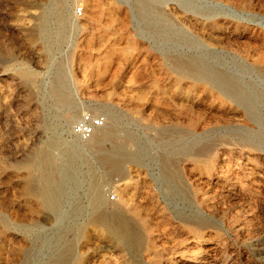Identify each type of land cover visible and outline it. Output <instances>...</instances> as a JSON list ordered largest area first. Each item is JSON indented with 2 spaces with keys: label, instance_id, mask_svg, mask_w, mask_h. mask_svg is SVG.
<instances>
[{
  "label": "rangeland",
  "instance_id": "374dc122",
  "mask_svg": "<svg viewBox=\"0 0 264 264\" xmlns=\"http://www.w3.org/2000/svg\"><path fill=\"white\" fill-rule=\"evenodd\" d=\"M156 2L0 0V264H264V83L241 87L249 106L180 65L264 80V0ZM107 108L116 135L104 148L137 156L123 162V178L71 131L85 113L106 121ZM50 139L61 167L65 151L77 153L57 215L35 196L27 163ZM95 184L124 242L91 221ZM132 232L143 238L137 251Z\"/></svg>",
  "mask_w": 264,
  "mask_h": 264
},
{
  "label": "bare ground",
  "instance_id": "6f19581e",
  "mask_svg": "<svg viewBox=\"0 0 264 264\" xmlns=\"http://www.w3.org/2000/svg\"><path fill=\"white\" fill-rule=\"evenodd\" d=\"M56 1V0H54ZM153 2L157 3L156 0H152ZM138 2V1H137ZM55 3V2H54ZM144 3V2H143ZM148 3V1H147ZM57 5V4H56ZM63 5V4H62ZM140 5V4H139ZM60 6V5H59ZM228 6V5H227ZM57 7V6H56ZM64 7V6H63ZM59 8V7H58ZM56 9V8H55ZM60 9V8H59ZM230 9V8H229ZM54 11V10H53ZM156 11V10H155ZM234 11V10H233ZM264 11V10H263ZM56 12V10H55ZM54 14V13H53ZM52 14V15H53ZM65 14H66V10L61 9L59 11H57L56 13V18L58 23L63 26L65 23ZM156 14V13H155ZM154 14V15H155ZM69 15V14H68ZM76 15V14H74ZM153 15V14H152ZM159 15V14H158ZM42 16V15H41ZM40 16V17H41ZM53 17V16H52ZM264 17V16H263ZM154 18V17H153ZM152 18V19H153ZM163 19V18H162ZM42 20V19H41ZM159 21V20H158ZM163 21V20H162ZM202 23V22H201ZM44 24V23H43ZM217 24V23H216ZM236 24V23H235ZM58 25V24H57ZM205 25V24H204ZM243 26V25H242ZM227 28V27H226ZM60 32V30H59ZM224 33V32H223ZM172 34V33H171ZM209 36V35H207ZM211 36V35H210ZM217 36V35H216ZM89 41V39H88ZM169 41V40H168ZM205 45V44H204ZM208 48V47H207ZM213 49V48H211ZM210 50V49H209ZM186 59V58H185ZM203 60V59H201ZM204 61V60H203ZM199 63V62H198ZM196 62H192L191 64H185L183 62H180V65L182 67L183 70V74L185 75H191L193 77V79L196 81H201V82H206L209 83L211 85H213L214 87L223 90V92L225 91V93H227L230 97H235L237 100H239L240 102L249 105L250 102L248 100V98L245 96V94L242 93V86H247L248 84H253L254 86L264 83V80L260 81L258 80V82L255 79H251L250 81H244L243 83H240L239 80H236L226 76H223L221 74H219L218 72H215L214 70H207L205 69L206 67H203L202 65L198 64ZM208 63V62H207ZM260 63V62H259ZM207 66V65H206ZM172 68V67H170ZM209 68V67H208ZM256 74L257 79L259 77V75H264V70L262 69H258ZM232 74V73H231ZM169 77V76H167ZM235 77V76H234ZM161 78V77H160ZM188 78V76H187ZM262 78V76H261ZM190 79V77H189ZM239 79V78H238ZM260 79V78H259ZM193 80V81H194ZM194 81V82H195ZM173 82V81H172ZM185 83V82H184ZM183 83V84H184ZM174 84V83H173ZM182 84V83H181ZM192 84V83H191ZM195 84V83H194ZM171 85V83H170ZM189 85V84H187ZM200 85V84H199ZM252 85V86H253ZM260 85V86H261ZM264 85V84H263ZM160 86V85H159ZM164 86V85H163ZM169 86V84H168ZM178 86V85H177ZM196 86V85H195ZM251 86V85H250ZM255 86V88H256ZM259 86V85H258ZM162 87V85H161ZM176 87V86H174ZM173 87V88H174ZM198 87V86H197ZM242 87V88H241ZM165 88V87H164ZM181 88V87H180ZM253 88V87H252ZM183 89V88H182ZM187 89V88H186ZM200 89V88H199ZM209 89V88H208ZM213 89V88H212ZM245 89V88H244ZM247 89V88H246ZM257 89V88H256ZM165 90V89H164ZM170 90V89H168ZM189 90V89H188ZM211 90V89H210ZM166 91V90H165ZM212 91V90H211ZM159 92V90H158ZM164 92V91H163ZM190 92V91H188ZM187 92V93H188ZM215 92V91H214ZM160 93V92H159ZM168 93V92H167ZM166 93V94H167ZM182 93V92H181ZM199 93V92H196ZM125 94V93H124ZM172 94V93H170ZM194 94V93H193ZM209 94V93H208ZM212 94V93H211ZM214 94V93H213ZM216 94V93H215ZM222 94V93H221ZM224 94V93H223ZM142 95V94H141ZM187 95V94H186ZM196 95V94H195ZM54 96L55 98H57L58 102L60 104H62L64 107H71L72 104L65 92V90L62 87H57L56 89H54ZM182 96V95H181ZM211 96V95H210ZM125 97V95H124ZM129 97V96H128ZM134 97V96H133ZM136 97V96H135ZM140 97V96H139ZM142 97V96H141ZM216 97V96H215ZM219 97V95H218ZM179 98V97H177ZM210 98V97H209ZM212 98V97H211ZM229 98V97H228ZM250 98V97H249ZM122 99V98H121ZM127 99V98H126ZM130 99V98H128ZM140 99V98H139ZM158 99V98H157ZM162 99V98H161ZM166 99V98H165ZM173 99V98H171ZM176 99V98H175ZM195 99V97H194ZM224 99V98H223ZM234 99V98H233ZM251 99V98H250ZM114 100V99H113ZM131 100V99H130ZM142 100V99H141ZM164 100V99H162ZM168 100V99H167ZM180 100V99H179ZM215 100V99H214ZM218 100V99H216ZM227 100V99H226ZM118 101V100H117ZM116 101V102H117ZM119 101H121L119 99ZM123 101V100H122ZM133 101V100H132ZM172 101V100H171ZM176 101V100H175ZM191 101V100H190ZM231 102V100H229ZM228 101V102H229ZM135 102V101H134ZM133 102V103H134ZM162 102V101H161ZM160 102V104H162ZM219 102V100H218ZM223 102V100H222ZM130 103V102H129ZM165 103V102H164ZM232 103V102H231ZM237 103V102H236ZM118 104V103H116ZM136 103H134L133 105H135ZM155 104V102H154ZM166 104V103H165ZM174 104V103H173ZM184 104V103H182ZM226 104V103H225ZM235 104V103H234ZM119 105V104H118ZM130 106V104H128ZM139 105H142L141 103H139ZM170 104H168L167 106H169ZM176 105V104H175ZM188 105V104H187ZM236 105V104H235ZM241 105V104H240ZM117 106V105H115ZM165 106V105H164ZM237 106V105H236ZM250 106V105H249ZM125 107V106H124ZM139 107V106H138ZM141 107V106H140ZM166 107V106H165ZM171 106H169L168 108H170ZM187 107V106H186ZM113 108V107H112ZM117 108V107H116ZM126 108V107H125ZM135 108H137V106H135ZM172 108V107H171ZM178 108V107H177ZM181 108V107H180ZM240 108V107H239ZM256 108V107H255ZM106 109V108H105ZM133 109V108H131ZM130 109V110H131ZM165 109V108H164ZM179 109V108H178ZM190 109V108H189ZM245 109V106H244ZM252 109V108H251ZM169 110V109H168ZM249 110V109H248ZM255 109L253 108L254 111ZM115 111V110H114ZM137 111V110H135ZM141 111V110H140ZM185 111V110H184ZM183 111V112H184ZM191 111V110H190ZM244 111V110H243ZM246 111V110H245ZM257 111V110H256ZM259 111V110H258ZM73 115H75L76 110L73 108ZM165 112V111H164ZM170 112V111H169ZM179 111L177 110V113ZM182 112V110H181ZM180 112V113H181ZM250 112V111H249ZM248 112V113H249ZM113 113V112H112ZM141 113V112H140ZM258 113V112H257ZM170 114V113H169ZM106 117V121L105 124L102 125L101 127L95 129V131L92 133V135L87 138V144H89L90 146H93L96 151L99 154H102V161L103 163L106 165V171L107 173H113L116 174L118 177L123 178L125 175H123L122 172V164L124 161L127 160H134L135 158H137V156H133L130 154H127L121 145H119L118 143H114L111 144L110 149H105L104 145L106 140H111L114 139L115 137V130H114V124H113V116L111 115V111L109 108H107V113L104 114ZM115 115V114H114ZM117 115V114H116ZM162 114H160L161 117ZM164 115V114H163ZM249 115V114H248ZM257 115V114H256ZM73 117V116H72ZM158 117V115L156 116ZM168 117V116H167ZM252 116H250L251 118ZM256 117V116H255ZM178 118V117H177ZM248 118V117H247ZM155 119V118H154ZM168 119V118H167ZM184 119V118H183ZM196 119V118H195ZM249 119V118H248ZM257 119V118H256ZM161 120V119H160ZM251 121V120H250ZM260 121V120H259ZM158 122V121H157ZM194 122V121H193ZM191 122V123H193ZM122 126V125H121ZM120 126V127H121ZM127 126V125H125ZM119 134V133H118ZM248 134V133H247ZM76 136V135H75ZM126 137H129L128 135ZM180 138V137H179ZM179 140V139H178ZM177 140V141H178ZM180 141V140H179ZM187 142V140H185ZM168 142V141H167ZM185 142V143H186ZM177 143V142H176ZM175 143V144H176ZM165 144V143H164ZM179 144V142H178ZM253 144V143H252ZM58 145V141L54 140V139H50L48 142H46V149L44 151H38L33 158L29 159L27 163H29V166H34L35 167V171L30 175L32 184H33V189H34V194L35 196L40 200L41 205L46 208L48 211H50L53 214H58V210L60 207V203L63 200V196L65 194V185L66 182L70 179H72L73 173H74V168L72 167L73 164H75L76 162V158H77V153L75 151L72 152H67L65 151L64 153V159L66 162V166H68L67 168L61 167L60 165L56 164L53 160L52 154L50 152L51 148H54ZM185 146V145H184ZM169 147V146H168ZM261 148V147H260ZM178 150V149H177ZM172 152V151H171ZM217 156V155H216ZM215 156V157H216ZM190 157V156H189ZM216 160V159H215ZM156 164V163H155ZM20 165V164H19ZM206 166V164H205ZM207 167V166H206ZM134 167H132L133 169ZM209 168V167H208ZM213 168V167H212ZM228 168V167H227ZM154 169V168H153ZM152 169V170H153ZM206 169V168H205ZM135 171V169H133ZM188 170V169H187ZM136 172V171H135ZM155 172V171H154ZM157 172V171H156ZM163 175L165 176V178L167 180H172L173 176H174V172L170 171V167L169 164H167L166 162L163 163ZM200 172V171H199ZM139 172H137L138 174ZM224 173V172H223ZM135 175V174H134ZM140 175V174H139ZM142 175V174H141ZM113 176V175H112ZM137 176V175H136ZM133 177V176H132ZM155 177V176H154ZM138 178V177H137ZM141 179V177H139ZM138 178V179H139ZM134 179V178H133ZM154 179V178H153ZM159 179V177H158ZM142 180V179H141ZM241 180V179H240ZM142 182V181H141ZM147 182V181H146ZM190 182V181H189ZM132 183V181H131ZM152 183V182H151ZM159 183V182H158ZM157 183V184H158ZM142 184V183H141ZM240 184V183H239ZM134 185V184H133ZM132 185V186H133ZM149 185V183H148ZM242 185V184H241ZM122 186V185H121ZM120 186V187H121ZM124 186V185H123ZM122 186V187H123ZM145 187V186H144ZM155 187V186H154ZM142 188V187H141ZM118 189V188H117ZM132 189V187H131ZM159 189V188H158ZM193 189V188H192ZM150 190V189H149ZM148 190V191H149ZM152 190V189H151ZM123 191V190H122ZM141 191V190H140ZM147 191V192H148ZM195 192V191H194ZM121 193V192H119ZM137 193V192H136ZM145 193V192H144ZM153 193V192H152ZM159 193V192H158ZM128 194V193H127ZM132 194V193H131ZM139 194V193H138ZM151 194V193H149ZM157 194V193H156ZM66 196V195H65ZM135 196V195H134ZM133 196V197H134ZM144 196V195H143ZM149 196V195H148ZM151 196V195H150ZM156 196V195H154ZM153 196V198H154ZM147 197V196H146ZM65 198V197H64ZM121 198V196L119 197ZM126 198V197H125ZM128 198V197H127ZM126 198V199H127ZM145 198V197H144ZM151 198V197H150ZM163 198V197H162ZM148 199V198H146ZM145 200V199H144ZM150 200V199H148ZM162 200V199H161ZM124 201V200H123ZM129 201V199H128ZM134 201V200H133ZM143 201V199H142ZM156 201V200H155ZM158 201V200H157ZM165 201V200H164ZM163 201V202H164ZM137 203V202H136ZM141 203V202H140ZM106 203H105V197L104 194L101 190V188L98 185H94L92 191L89 193V211L91 212L92 216H91V221L97 223V224H101L103 225L108 233L112 236H115L117 234H120V240L121 242H124L125 237H124V233L121 231V227L118 224L117 221L114 220L115 218V214H110L108 211H103L102 208L105 207ZM149 205V204H148ZM160 205V204H159ZM63 206V205H62ZM152 206V205H151ZM156 207V205H154ZM158 206V205H157ZM162 206V205H160ZM159 206V207H160ZM38 207V206H37ZM157 207V209L159 208ZM130 208V207H129ZM137 208V207H136ZM150 208V207H149ZM152 208V207H151ZM39 209V208H38ZM140 209V208H139ZM135 210V209H134ZM145 210V209H144ZM153 210V209H151ZM81 211V208L78 210ZM149 211V210H148ZM158 211V210H156ZM115 212V211H114ZM138 212V211H137ZM160 212V210H159ZM132 213V212H131ZM148 213V212H147ZM60 214V213H59ZM90 214V215H91ZM122 214V213H121ZM150 214V213H149ZM61 215V214H60ZM59 215V216H60ZM141 215V214H139ZM138 215V216H139ZM143 215V214H142ZM151 215V214H150ZM149 215V216H150ZM144 216V215H143ZM142 216V217H143ZM137 218V217H136ZM159 220V219H158ZM159 222V221H158ZM152 225V224H151ZM156 226V225H155ZM150 230V229H149ZM153 232V231H152ZM200 232V231H199ZM154 233V232H153ZM146 235V234H145ZM153 236V235H152ZM60 240V239H59ZM109 240V239H108ZM126 240L129 243V248L133 249L134 251H137L139 249V247H141L142 242H143V238L140 236V234H138L137 232H132V234L127 235L126 236ZM119 241V240H117ZM106 244V243H105ZM64 246V245H63ZM115 246V245H114ZM120 246V245H119ZM123 246V245H122ZM106 247L114 249L112 244H108ZM127 247V246H126ZM127 249V248H126ZM118 250V249H117ZM123 253V252H122ZM182 255V254H181ZM185 256V255H184ZM121 257V256H120ZM171 259V258H170ZM111 260V259H110ZM115 261V260H114ZM195 262V261H192ZM72 262H52V264H71ZM120 263V262H119ZM126 263V262H125ZM75 264V263H74ZM106 264H116V262H106Z\"/></svg>",
  "mask_w": 264,
  "mask_h": 264
},
{
  "label": "built area",
  "instance_id": "2783aa9c",
  "mask_svg": "<svg viewBox=\"0 0 264 264\" xmlns=\"http://www.w3.org/2000/svg\"><path fill=\"white\" fill-rule=\"evenodd\" d=\"M77 15H82V9L79 8L76 11ZM105 122L104 116L96 115L92 116L91 114H82L72 125L71 131L74 135L81 139L89 138L95 129L101 127ZM111 198H114V195H110ZM109 196V197H110Z\"/></svg>",
  "mask_w": 264,
  "mask_h": 264
}]
</instances>
